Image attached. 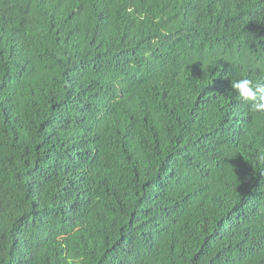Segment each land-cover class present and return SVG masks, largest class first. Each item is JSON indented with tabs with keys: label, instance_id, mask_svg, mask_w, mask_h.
Masks as SVG:
<instances>
[{
	"label": "trees",
	"instance_id": "trees-1",
	"mask_svg": "<svg viewBox=\"0 0 264 264\" xmlns=\"http://www.w3.org/2000/svg\"><path fill=\"white\" fill-rule=\"evenodd\" d=\"M264 0H0V264H264Z\"/></svg>",
	"mask_w": 264,
	"mask_h": 264
},
{
	"label": "clouds",
	"instance_id": "clouds-1",
	"mask_svg": "<svg viewBox=\"0 0 264 264\" xmlns=\"http://www.w3.org/2000/svg\"><path fill=\"white\" fill-rule=\"evenodd\" d=\"M231 89L253 111L264 113V81L241 77L231 82Z\"/></svg>",
	"mask_w": 264,
	"mask_h": 264
}]
</instances>
